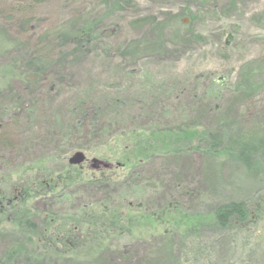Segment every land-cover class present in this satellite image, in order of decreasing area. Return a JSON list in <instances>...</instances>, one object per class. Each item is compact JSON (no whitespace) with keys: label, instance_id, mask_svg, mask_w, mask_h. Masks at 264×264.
<instances>
[{"label":"rangeland","instance_id":"obj_1","mask_svg":"<svg viewBox=\"0 0 264 264\" xmlns=\"http://www.w3.org/2000/svg\"><path fill=\"white\" fill-rule=\"evenodd\" d=\"M26 1L0 0L4 19L15 13L33 20L23 31L21 26L0 25L3 44L15 36L28 49L59 26L67 27L72 19H102L110 0H49L32 11ZM26 7L28 12H23ZM175 16L179 30L190 40L188 45L181 44L182 40L175 41L177 47L165 44L168 50L160 54L144 49L152 38L150 25L133 22L157 19L159 23ZM105 21L102 27L112 24L108 28L111 36L92 44L91 57L82 63L81 71L71 69L64 82L67 87L59 90L51 104L24 102L19 121L12 127L2 126L4 129L0 124L2 137L11 142L0 145V182L14 186L11 198L30 183L49 182V187L31 192L30 227L25 234L24 230L21 235L11 234L9 224L0 227V257L11 255L12 264H26L28 253L41 252L39 238H55L71 230L68 238H81L84 243L73 257L55 252L58 260L52 264H83L79 263L82 260L88 264H188L186 251L198 247L202 248L200 254L194 252L192 257L201 256L204 263L264 264L261 173H247L240 166L212 158L204 143L197 141L188 146L186 141L177 144L185 147L178 153L173 152L174 145L168 149L171 154L155 155L130 171L118 163L125 150L133 149L125 140L135 134L143 138L155 126L188 128L199 134L212 125L228 123L233 132H255L264 141V0H129ZM134 42L141 43L139 59L121 60L132 70L131 76L124 77L120 73L127 72L121 71L117 57L102 58L101 51L110 48L121 54L124 46ZM8 59L1 57L0 66ZM240 81H247L250 87ZM89 91L104 101L123 103L122 108L114 106L117 109L108 117L123 121L79 148L80 142L60 136L63 130L56 113L59 109L65 121L61 125L69 127L74 97ZM118 110L121 114L113 117ZM92 113L97 116L91 111L88 119ZM130 119L135 122L128 125ZM160 145L152 147L162 149ZM77 151L88 162H109L110 168L69 166L67 159ZM126 159L130 166L138 162L131 155ZM71 168L81 171L79 178L90 177L99 184L67 182L59 186V176V180L65 179ZM98 179H104L103 183ZM252 198L257 211L251 210L249 223L241 229L217 234L218 229L211 227L210 219L218 207ZM166 220L172 225L166 226ZM15 238H22L24 254L12 250L18 242ZM169 241L171 248L164 245Z\"/></svg>","mask_w":264,"mask_h":264},{"label":"trees","instance_id":"obj_2","mask_svg":"<svg viewBox=\"0 0 264 264\" xmlns=\"http://www.w3.org/2000/svg\"><path fill=\"white\" fill-rule=\"evenodd\" d=\"M49 0H27V4L31 5L29 9L36 8L39 5L46 3ZM106 3V2H105ZM104 3V4H105ZM129 4V0H110L106 3V12L108 15L100 17L102 19H92V17H86L81 19H72L67 27L59 26L55 31L46 34L40 40H36L35 43H31L26 49V46L19 44V38L12 36L8 39V43L3 44L0 42V58L9 57V59L0 66V124L1 128L11 127L18 120V111L25 106L28 101H33L37 105L40 103L48 102L52 103L56 94L61 88H66L68 75H71V69H78L77 72L81 71L82 63L87 61L92 55V44L97 41L100 43L103 36H111L109 27L112 26L109 23L108 26L102 27L107 23L106 18H110V15L116 10H119L120 6H126ZM27 7L23 9V12L27 11ZM34 10V9H33ZM15 15L7 19L0 16V25H6V27L13 26L18 29L21 26L22 31L26 29L30 22L33 21L31 17L28 19H21ZM105 18V19H104ZM24 22V23H23ZM29 22V23H28ZM157 19H143L141 21L133 22L132 25H142L151 28L150 42L144 48L152 53H163L168 50L165 44L169 47H177L175 41H181V44L188 45L189 39L186 38L185 32L179 30V23L177 17H169L159 23ZM11 27V28H13ZM4 29L0 27V38L3 36ZM190 41V40H189ZM180 43V42H179ZM175 44V45H173ZM139 45L141 43H129L123 47L121 54H115L114 50L110 48L103 49L101 51V57L105 59L116 56L121 65L120 75L124 74V77L131 76L132 70H128L124 63L121 61L126 58H133L138 60ZM70 50L65 52V49ZM120 71V70H117ZM245 84L246 87H250L247 81H240ZM105 98H98L93 93H83L80 97H74L75 106L71 108L69 127L67 125H61L65 123L59 115V109H57L58 122L60 128L63 130L62 135L70 140V142H80L78 145H87L90 141L98 140L102 137L103 133H108L109 130L119 126L122 123L121 118H112L110 120L109 113L112 109H117L114 106L123 107V103L115 99L111 102L104 101ZM34 106V103H32ZM68 107V106H67ZM66 107V108H67ZM77 109V110H76ZM95 112L97 116L94 117L92 113L91 119H88L87 114ZM119 113L112 115L117 116ZM208 112L210 111L207 110ZM238 116V115H237ZM94 118V120H93ZM110 120V121H109ZM128 125H131L135 121L130 119ZM5 123V125H2ZM3 126V127H2ZM4 129V128H3ZM143 138H140V134L133 135L130 139H126L125 142H131L133 149L125 150L122 154V161L118 162L120 168L130 171L134 166H139L142 162L148 163L151 158L155 155L166 156L172 153H178L184 146H177V144L186 141L187 146L189 144L202 142L205 145L207 153L212 158L221 159L223 162L233 163L237 166L242 167L245 172L252 173L257 171L261 173V183L264 182V141L255 132H233L228 123H221L218 125H212L208 131H203L199 134L191 132L188 128H176L175 129H162L158 126L149 128ZM120 135V134H119ZM115 136L114 138L118 137ZM12 141V140H11ZM124 142V143H125ZM11 143L8 139H4L0 133V145H9ZM184 143V144H185ZM161 144L162 149L153 148V145ZM176 145V148L168 150ZM75 146V145H74ZM186 146V147H187ZM77 147V146H76ZM189 150H187L188 152ZM160 153V154H157ZM132 156L134 160H138L134 165L130 166L129 159L126 156ZM81 171L71 168L70 172H67L65 179H58V185L70 183V185H91L99 184L97 181L94 182L92 178H79ZM64 178V177H63ZM101 184L104 179H98ZM45 181V180H42ZM76 181V182H75ZM94 182V183H93ZM2 185L0 189V227L3 224H9L12 230L11 234H20L24 230V234L29 230L28 223V201L33 198L31 192L33 189L40 191L46 186L49 187V182H37L30 183V185L23 191L18 192L17 196L11 198L13 194L14 186L9 185V182H0ZM46 185V186H45ZM100 186V185H99ZM98 186H95V188ZM5 189L6 192L3 190ZM10 193L8 196L7 193ZM15 200V201H14ZM9 205H6L7 202ZM256 203H253V198L247 202H236L228 203L218 207L210 219L211 227L218 229L220 233H226L230 230L241 229L249 223L251 210L257 211ZM91 217V216H90ZM159 218L165 219L164 215H159ZM118 219V218H116ZM6 221V222H5ZM166 226H171L172 223L166 220ZM27 226V227H26ZM56 230V229H55ZM54 230V235H55ZM61 231V230H60ZM71 232V230H69ZM68 231V232H69ZM34 231H32L33 233ZM62 232V231H61ZM62 232L60 238H39L38 241L42 243L43 247L40 249V253L32 252L28 253L25 260L26 264H52L55 260H58L53 254L59 253L61 255L70 254L76 255L79 245H82L84 241L81 238H68L69 233ZM76 232V231H75ZM58 233V232H56ZM22 234V237L25 235ZM75 235V233H71ZM165 238V236L163 235ZM18 239V242H13L14 247L12 250L17 253L24 254V248L21 246L22 238ZM25 239V238H23ZM97 240L98 238H91ZM102 240V238H100ZM184 239V238H183ZM168 248L173 247V243L169 241L167 244ZM202 248L188 249L186 252L189 256V260L186 261L188 264H210L204 263L200 257H192L195 253L200 254ZM166 253L170 251L166 250ZM206 251V250H205ZM207 253V252H206ZM186 254L182 251V255ZM180 256V257H181ZM73 257V256H72ZM87 257V256H84ZM69 261H74L68 256ZM75 258V257H74ZM76 259V258H75ZM14 263L13 256L3 254L0 257V264H12ZM55 263V262H54ZM79 263L88 264V261L82 260Z\"/></svg>","mask_w":264,"mask_h":264},{"label":"water","instance_id":"obj_3","mask_svg":"<svg viewBox=\"0 0 264 264\" xmlns=\"http://www.w3.org/2000/svg\"><path fill=\"white\" fill-rule=\"evenodd\" d=\"M87 160H86V157L85 155L83 154V152L81 151H77L75 153H73L68 159H67V164L69 166H75V167H80L83 163H85ZM93 163H100L102 164L103 168L107 169L110 167L109 164L107 163H103V162H100L98 160H95L93 159L92 160Z\"/></svg>","mask_w":264,"mask_h":264},{"label":"flooded vegetation","instance_id":"obj_4","mask_svg":"<svg viewBox=\"0 0 264 264\" xmlns=\"http://www.w3.org/2000/svg\"><path fill=\"white\" fill-rule=\"evenodd\" d=\"M100 162H102V161H100ZM103 163H104V162H103ZM84 164H97V165H101V166H102V164H100V163H93L92 161H91V162H88V161H87V162H85ZM84 164H83V165H84ZM9 204H10V202L8 201L6 205H9Z\"/></svg>","mask_w":264,"mask_h":264}]
</instances>
